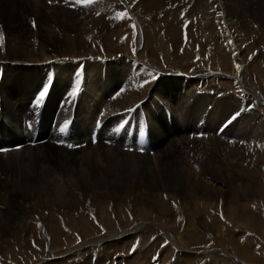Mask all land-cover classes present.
Here are the masks:
<instances>
[{
    "label": "bare ground",
    "instance_id": "bare-ground-1",
    "mask_svg": "<svg viewBox=\"0 0 264 264\" xmlns=\"http://www.w3.org/2000/svg\"><path fill=\"white\" fill-rule=\"evenodd\" d=\"M60 1L67 3V11H64V4L65 9L59 7L58 12L50 14L44 12L45 7L40 6L39 0H0V147L25 142L18 150L0 153V263L8 259L11 264L140 263L137 260L141 264H166L167 260L168 264H199L201 257L210 250L185 246L183 241L187 240L180 241L177 234L184 233V238L200 241L199 237L203 235L196 231L199 227L195 220L197 213L207 214L199 203L204 201L217 208L216 222L221 224L217 233L211 227L204 229L220 247L211 253L213 256L261 255L253 250L255 245L252 244L253 247L251 241L255 243L254 235H260L264 240V158L259 160L264 156V115L257 112L256 117L252 116L256 125L263 128L257 132L248 131L245 141L237 137V148L224 144L220 167H214L211 179L201 164V156L186 154V158L173 160L151 155V159L142 156L141 161L136 159L123 146L125 141L130 143L135 138L138 142L141 137L143 146H137L149 153L154 142L143 139L144 130L152 132L153 138H159L157 144L160 143L162 148L165 132L175 141L189 138L194 130L190 126L195 124L199 130L212 134L223 129L221 124L231 116L228 113L243 120L241 109H231L223 95H192L206 81L200 84L194 80L196 76L180 72L174 65L169 68L162 63L160 68L140 58L142 50L149 48L151 52L153 46L146 34V15L144 11L138 14L136 1L153 0ZM110 1L113 8L119 3L124 4V16L101 12ZM155 1L154 7L159 8L161 3ZM199 1L171 0L170 5L180 13L192 14ZM227 1L228 5L221 11L213 10L206 29L220 38V48L230 55L231 68L229 73L210 70L208 74L219 73L225 79L230 78L242 92L250 94L248 91L253 93L252 90L243 85L238 75L245 64L241 57L243 49L237 40V31L233 32L229 26V16L233 14L239 18L244 35L252 34V22L258 26L256 19H264V0ZM256 1L261 7L254 14L251 11L254 16L248 20L242 8ZM47 2L45 0V4ZM65 13L73 24L78 23L73 36L66 29ZM92 27L93 31H90ZM126 46L132 49L131 54H127ZM109 53L113 55L109 56ZM168 82H173L172 87L166 84ZM79 88L83 90L79 92ZM156 93H161L159 104L153 97ZM248 96L257 104L256 95ZM237 101L241 102L240 99ZM127 116L137 125L130 126L132 121L127 125L119 124ZM143 121L148 127L141 125ZM231 121L233 123L225 127L226 132L235 124L234 118ZM33 124L40 130V141L29 146L35 128ZM99 124V139L91 140V131ZM130 131L143 134L138 136ZM250 135L254 140L247 143ZM215 141L212 146L217 148ZM232 149L235 152H231ZM194 166L201 172L196 170L194 173L191 170ZM159 191H163V198L158 195ZM76 203L81 208L77 212L72 210L76 212L74 214L62 216L58 211L59 208L68 210ZM186 205V215L182 216L184 225L179 227V216L174 218L172 214ZM189 207L192 208L190 212ZM56 211L61 216L59 220L54 218ZM149 211L160 214L168 224L166 227H173L177 232L169 233L158 225L159 217L149 219ZM120 214L139 218L148 215L149 220L145 217L146 220L134 223V226L127 222V228L117 220ZM231 218L236 227L239 225L252 237L250 241L231 225ZM62 220L74 227L60 228L56 221ZM203 221L199 219L197 223L202 225ZM68 227L87 232L91 237L78 241L74 235H66ZM145 233L162 249L173 251L174 259L171 260L170 254L163 258L159 255V260L152 261L142 250L132 248ZM161 233H165L170 244L157 242ZM79 235L83 238L82 232ZM59 237L62 239L54 243ZM18 240L21 249L16 256L21 261L14 262L8 249ZM247 241L250 244H246ZM126 243L133 245L129 247L132 251L122 248ZM95 248L96 259L92 262L91 249ZM262 248L260 251L264 252ZM116 250L124 251L131 259L107 254L108 251L116 253ZM140 254L146 257L145 261L138 259Z\"/></svg>",
    "mask_w": 264,
    "mask_h": 264
},
{
    "label": "rangeland",
    "instance_id": "rangeland-1",
    "mask_svg": "<svg viewBox=\"0 0 264 264\" xmlns=\"http://www.w3.org/2000/svg\"><path fill=\"white\" fill-rule=\"evenodd\" d=\"M85 1L86 0H84V2ZM258 1L249 2L250 4H245L244 8H242V10L246 13L245 17H247L248 20H250L249 18L254 16V15L251 16V11L252 12L254 11L253 12V14H254L258 10V7L259 8L261 7L260 2H258ZM39 2H40L41 7H45L44 12H47V13L51 12L50 14H55L56 12H58L60 10V8H62V9L66 8L64 11H67V3L66 2L63 3L60 0H48V2L46 4H45V0H39ZM158 2L161 3V6L159 8H155L154 4L157 3L155 0H153V1H136L138 14L141 15V13H143V11H144V13L146 15V16H144V18H146V20H147L146 21V23H147L146 34L150 40L151 47L153 46L152 47L153 50H151V52L149 51V48L148 49L145 48L144 50H142L140 52L141 54H139L140 58L145 59L146 61H149L151 63H154V64H156V67L158 66L160 68L162 66V63H166L169 68H170V66L174 65L176 70L183 72L185 74L196 76L194 78V80L199 82L200 84L202 82L206 81L205 84L202 85L201 88L197 90L198 92L195 91L192 93V95H195L196 93H197L196 95H198V94L204 95L205 94V95H211L212 97H214L216 95H221V96L223 95V98L226 99L227 101H229L228 103H229L231 109L238 108V107L241 109L243 120L235 119L236 117L234 116V114L228 113L227 115H231V116H229L228 117L229 119L227 118L221 124L223 126V129L220 131H215L212 134H208V132H206V131L199 130L198 126H196L195 124H191L190 127L193 126L194 130H192L190 132V137L189 138L185 137V138H182V139H179L176 141L173 139V137L168 132H165L166 136H165V139L163 141L162 148H161L160 143L157 144L160 141V139L159 138H153L152 132H150L148 130H144L143 133L147 135V139L149 141L151 140V142L155 143V144L151 143V145H153V146H151L152 151L150 150V152L147 153L148 150H146L145 148L142 149L141 147L137 146L139 144L141 146H143V144H141V141H140L141 137H139L138 142H135L136 141L135 138H133L132 139L133 141H131L130 143L125 141V145L123 146V148L126 146V151L128 150V152L130 153L131 156H136V159H139V160H140V156L151 159V158H153L151 155H154V158H156L158 155H162L165 157H171V158H173V160L182 158V156H183V158H186L187 157L186 154H190V155L193 154V155L201 156V159L203 160L201 164H203L206 167L207 173H208L207 177L210 178V176H212V173H215L214 167H216V168L220 167L221 157H222L223 151L226 147L225 145H227L229 147L236 146V148H237L239 146V144L237 143L236 139L242 138V140L245 141L246 140L245 138H247V132L248 131H251V133H252V132H257V130H261L263 128V126L259 125L260 126L259 127L258 125H256L257 121L254 118H252V116L256 117L257 112H260V114L262 116L264 115V19L263 18H257L256 19L258 26H256L255 22L251 21L253 23L252 29H253L254 33L244 35L245 33L243 32V30L241 28L239 18L233 14L229 16V18H230V25L229 26L230 27L232 26L231 28H232L233 32L236 33V31H237V35H238L237 40L243 49V51L241 53V57L243 59V63H245V64H244V67L240 66V68L242 67L241 68L242 70H241V73L238 75H240V78L242 80L243 85L250 88L253 92V93H251L250 91H248L250 94H247L245 92H242L240 90V88L230 78L225 79L224 77L219 75V73H216V75H214V76L211 74H208L210 70L223 72V73H226V72L229 73L230 68H231L230 55L226 49L220 48V46H221V43L219 42L220 38H218L216 36V34L210 32L206 29V26L209 25L207 23L211 22V16H212L213 10H215V8H218V10L221 11L223 8H225L224 6L228 5V1L227 0H201L196 5L197 7H195L193 9L194 11L193 10L191 11V13L193 12L192 14H186V13H182V12L180 13L179 11H177L176 8L172 9L171 5H170L171 0H159ZM61 3H63V5ZM132 3L133 2H131L130 4H132ZM251 4H253V5H251ZM48 5H51L49 7V9H48ZM210 5H212V6H210ZM64 6H65V8H64ZM123 9H125L124 4L119 3V6L117 8H113L112 1H110L104 8L101 9V12L103 11L104 14H112L113 13V14L118 15V16H120V15L124 16L123 11H122ZM112 10H113V12H112ZM226 13H227V11H226ZM181 15L183 16V18H181ZM187 15H190V17H188ZM233 16H235L234 17L235 19L233 18ZM261 16H263V15H261ZM19 17H20V15H19ZM66 20H67V22H66ZM205 20H207V21H205ZM55 21L57 22V20H55ZM64 22L66 23L65 25L67 26L66 29L70 30V35L73 36L77 31L78 23L73 24L70 20V17L66 13L64 16ZM205 23L207 25H205ZM238 24L240 27L237 26ZM251 24H250V26H251ZM203 26H205V27H203ZM72 28H74V29H72ZM93 28L94 27H92V29H90V31H93ZM260 29H261V32L259 31ZM165 35L170 36V38H166ZM173 40L174 41L176 40L177 43H175L176 41L172 42ZM174 45H175V47H174ZM126 47H125V49H126L127 54H131L132 49H130L129 46H126ZM149 53H151L153 55L150 56ZM110 55H113V54L109 53V56ZM147 57H149V58H147ZM150 57H152V58H150ZM187 69L190 70V73H189V70H187ZM196 73H197V75H196ZM205 76H207V77H205ZM215 77H218V79ZM198 78H200V79H198ZM168 83L169 84L171 83V84L169 85ZM168 83H166V84L168 86L172 87L173 82H168ZM82 90H83V88L82 89L79 88V92ZM207 91L209 93H207ZM215 93H217V94H215ZM218 93H220V94H218ZM160 95H161V93H156L155 95H153L154 98L156 97L155 100L157 101L158 104L160 102ZM224 95H226L227 97L230 96L231 99H230V97L227 98ZM248 95H256V100H258L257 104H254L252 102L253 98H251ZM232 96H234V97H232ZM257 97H260V99ZM238 99L241 100L240 103L237 101ZM217 100H218V98H217ZM191 104H192V102H191ZM251 107H253V108H251ZM70 110L74 111V109H70ZM166 110H168V113H170L169 109H166ZM166 110H165V112H166ZM249 111H250V113H249ZM180 112L177 111L176 113H180ZM167 117H166V119H167ZM232 117L234 118L235 124H233L230 128H228L229 130L226 132L227 129L225 130V127H227L229 124L233 123V121H231L233 119ZM74 119H75V117H74ZM74 119L71 118L72 121ZM126 119H128V121ZM257 119H259V118H257ZM249 120H251V121H249ZM129 121H132V122L129 124ZM167 121H168V119H167ZM112 123L114 125V121ZM112 123H110L109 125L112 126ZM141 123H144L146 125L141 124ZM141 123H140L141 125L148 127L147 122L143 121ZM151 123H152V121H151ZM119 124H123V125L129 124L131 126V125H137V122L135 120H130V117L127 116ZM140 124H138V125H140ZM223 124H225V125H223ZM236 124H237V126H236ZM249 126L250 127L252 126V127L250 128ZM236 127L237 128L239 127V129H237ZM143 129H145V128H143ZM217 130H219V129H217ZM145 131H146V133H145ZM130 132H128V133H130ZM132 132H133V134L136 133L135 135H137V133H138V136H142V134H143L142 133L141 135H139V132H137V131H132ZM128 133H127V135H128ZM198 133H203V136L199 137ZM239 133H240V135H239ZM223 135L226 136V137H224L225 140L222 139ZM194 136H196V137H194ZM235 136H236V138H235ZM230 138H231V140H230ZM250 138L251 139H249V141L247 143H250V142H252V140H254V138H252L251 135H250ZM213 139H216L218 142L213 140ZM211 140L216 142V144L218 145L217 148H215V146H212ZM256 140H257V138H256ZM164 143H166V144H164ZM129 147H130V149H129ZM203 150H206V152L203 153ZM231 152H235V149H232ZM191 158H193V157H191ZM263 158H264V156H260L259 160H262ZM183 164H185V163H183ZM191 170H193L194 173L196 172V170L198 171V173L201 172V170H198L196 166L191 167ZM125 184L128 186L126 181H125ZM162 192L163 191H159L158 195L160 197L162 195V198H163L165 195H163ZM115 194L116 195L118 194V190L115 192ZM165 201H168V199ZM199 203L202 204L203 208H205L204 212H207V214H208V215L207 214L204 215L207 217H204L203 214L197 213V221H199V219L204 220L202 225L198 224L197 221L195 220V225H197L199 227V229L196 231L199 232L198 233L199 235H201V234L203 235V236L199 237L200 241H198V239H194L191 237L184 238V235H183L184 233L177 234V237L180 241H183L181 239L187 240V241H183L184 243L182 242L183 245H185V246H188V247L193 246L192 248L195 247L194 248L195 250L196 249L200 250L201 248L210 250V252H208L207 254H205L201 257V259L198 262L199 264H204V263L205 264H212L213 262H214V264L217 262H220V264H264V256H263L264 252H261L263 249L262 247H264V240L261 237H259L260 235H254L253 236L254 237L253 240H255L256 244L254 243V241H251L252 242L251 245L254 244L255 247L252 245L254 247L253 250L256 249V252L258 254H261L262 256L257 255V254H256V256H251V257H249V256H243L242 257L239 254H235V256L231 255V254H229V256H224L221 254H219V256H216V255L213 256L211 253H213L214 251H218L220 249V247H218L216 244L213 243L212 237L209 236L208 232L204 231V229L211 227V229H213L216 233L221 230V226H220L221 224L219 225L216 222V215L215 214L218 213V210L216 207L209 205L208 201H204L202 203L199 202ZM73 205L68 210L59 208L60 210L58 209V211L59 212L61 211L60 214L62 216H68L70 214H74L77 212V209L81 208V205L77 204V203L74 205L75 207ZM187 207L188 206L186 205V206H184L183 209H180L179 211H176L175 213L172 214L174 216V218H177L179 216V220H178L179 227L180 226L183 227V225H184L183 217H184V215H186L185 210ZM190 209L192 210V208L189 207V210H188L189 212L191 211ZM72 210L76 211V212H73ZM0 211H2V210H0ZM116 211H120V209L116 208ZM209 213H211V214H209ZM148 214L150 217L149 219H153V218L158 219V217H159L160 220L159 219L157 220L159 223L157 221L156 222L158 223V225L160 224V226L164 227L169 233L175 234V232H177V231L173 230V227H171V228L166 227L168 224L164 222L165 219H163V217L160 214L151 213V211H149ZM56 215H58V216H56ZM212 215H214V216H212ZM145 217H147V220H149L148 215H145L143 217L140 216V218H139V217H135V216L128 217V216H124V215L120 214V215H118L117 220L120 223H123L124 225L126 224L125 226L127 227L128 226L127 222L132 223L131 225L134 226L135 225L134 223L142 222V221L146 220ZM54 218L57 220L61 219V216L58 214L57 211L54 214ZM232 220H234V219H232V218L229 219L231 225L235 226L234 225L235 220L234 221H232ZM130 221H132V222H130ZM24 223H28V222H26L24 220ZM56 223L58 224V226H60V228H62L63 226L74 227L72 225H66L65 223H63V220L60 222L61 224L58 221H56ZM69 227H68V229L65 230L66 235L67 234L74 235V237L76 239H78V241L81 239H87L88 237H91V235L88 234L87 232L84 233V231H82V230H78V232H77L76 229H69ZM179 227H175L176 230L179 229ZM107 228L109 229L110 227L107 226ZM235 228L239 231H242L243 237H245L246 239L248 238V240L250 241V239L252 237H250L249 234L245 232V229L241 228L239 225H238V227L235 226ZM217 229H219V230H217ZM111 231H113V230H110V233H112ZM79 232L83 233V238H79L80 237ZM208 236H209V238H208ZM165 237H166V239H165ZM61 239H62L61 237L56 238L54 240V243L55 242L58 243L57 241H59ZM140 239H142V240H139L136 243V245H134V246L132 245L133 247L130 246L129 243H126L125 245H123L122 248L125 250H128L129 247L130 248L132 247L138 251L142 250L144 255L146 254L145 256H148V258H149V256L151 257L152 261L159 260V258H158L159 255H161V257L163 258L164 256L168 257L171 254V256H172L171 260H172V258L174 259V254H173L174 252L167 250V249H162L161 247H159V245L157 243H155V242L153 243V240L149 237L148 233H145V235L143 234V236L140 235ZM163 239H165V240H163ZM160 240H161V243L163 245L170 244V241L167 239V236L165 235V233L160 234L159 239L157 241L159 244H160V242H159ZM191 241H192V243H191ZM249 241H247L246 244H250ZM139 244H141V245H139ZM202 246H204V247H202ZM149 247L151 249L152 248L153 249L151 251H149L150 250ZM20 249H21V243L19 240L13 245V247L11 249H8V251L10 252V254H8V255H9L10 259H12L14 262L21 261V259L18 256H16V254L19 252ZM157 249H158V251H157ZM129 250L132 251L131 249H129ZM96 251H97L96 248L93 250L91 249V254L94 255L92 257V258H94V259H92V262H95ZM165 252H167V253H165ZM108 253H109V255L122 256L121 258H123V259H125V257H127L125 255L124 251L119 252L116 250V253H113L112 251H108L107 254ZM186 253L188 254L189 252H185L184 254H186ZM138 256H139L138 259L144 258V261L146 260V257H143L142 254H140ZM127 258H130V257H127ZM144 261H142V262H144ZM137 262H140L138 264H141L140 260H137ZM202 262H204V263H202ZM9 263H10V260L7 259L4 261H1L0 264H9ZM134 263L137 264L135 261L133 262V264ZM166 264H168V260H167ZM176 264H177V262H176Z\"/></svg>",
    "mask_w": 264,
    "mask_h": 264
}]
</instances>
